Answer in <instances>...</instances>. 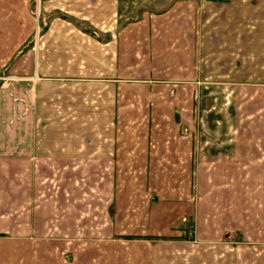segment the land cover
I'll list each match as a JSON object with an SVG mask.
<instances>
[{"label": "rangeland", "instance_id": "1", "mask_svg": "<svg viewBox=\"0 0 264 264\" xmlns=\"http://www.w3.org/2000/svg\"><path fill=\"white\" fill-rule=\"evenodd\" d=\"M4 88L29 98L13 264H264V0H0Z\"/></svg>", "mask_w": 264, "mask_h": 264}, {"label": "crops", "instance_id": "2", "mask_svg": "<svg viewBox=\"0 0 264 264\" xmlns=\"http://www.w3.org/2000/svg\"><path fill=\"white\" fill-rule=\"evenodd\" d=\"M15 91L16 90L13 91L7 88L0 89V111H3L4 115V121L3 123L0 121V127L3 126V128H5L7 137L2 146L3 150L0 148V234L4 235L3 237H0V264H13V256L15 254L21 252L22 256L23 253L30 252V249L17 247V243L15 244L12 238V232L14 229L17 232L20 231V238L24 239L29 230V168L28 166H25V160L29 158V152L27 151L29 149L28 131L25 130V128L28 127L29 120V98L23 89L20 90L19 94ZM18 128H20V135H15V137L12 134ZM18 138L20 143L17 141ZM72 140H77V144H79V142H87V139L84 137H69V142ZM150 140L156 142V139L151 138ZM15 143L20 144V146L17 145V150H15L14 153L13 145ZM36 143L38 144V141H36ZM161 144L165 147L166 154L174 151L170 139H166V141L161 142ZM18 150L20 151L17 152ZM57 150H61V148ZM146 155L153 156L150 147H148ZM70 157L71 156H69V159ZM223 162H225V159ZM36 172L38 171L36 170ZM52 174L55 175L54 173ZM113 174L114 172L112 175ZM86 202L87 200L82 209H85L86 205L89 206ZM75 207L76 205L73 199L60 200L59 195L57 199H54V208H57L56 215L58 216L66 215L67 208H69L70 212V209ZM14 208L20 209V217L17 215L16 217L14 216L12 212ZM147 210L142 212L138 209V211L132 215V218L136 219L132 225L133 229H136V225L141 223L149 224L151 222L154 225L158 223L163 224L159 217L163 215L166 216L167 213L156 209L154 211L151 209L148 212ZM79 213L85 215L86 211L82 212L80 209ZM31 217H33L32 220L30 218L32 223L35 215L32 214ZM14 223L16 224L15 227ZM24 228H26V232L24 231ZM43 254L40 253V255Z\"/></svg>", "mask_w": 264, "mask_h": 264}]
</instances>
